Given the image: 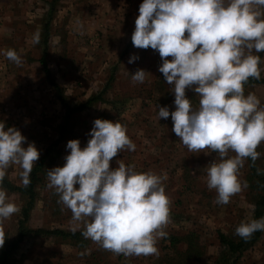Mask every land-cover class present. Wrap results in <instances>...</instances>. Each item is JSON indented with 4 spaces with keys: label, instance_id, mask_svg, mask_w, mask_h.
Segmentation results:
<instances>
[{
    "label": "rangeland",
    "instance_id": "374dc122",
    "mask_svg": "<svg viewBox=\"0 0 264 264\" xmlns=\"http://www.w3.org/2000/svg\"><path fill=\"white\" fill-rule=\"evenodd\" d=\"M49 1L0 0V50L13 49L23 60L21 65H16L0 54V120L5 122L6 129L15 126L20 130L26 137L25 147L27 143H34L40 152L39 158L60 140L53 148L54 163L36 186L37 199L28 227L85 231L84 223L74 221L71 210L60 202L54 189L47 187V170L63 166L64 157L70 152L66 149L69 140L78 139L82 148L86 145L97 118L125 125L126 134L136 145L135 151L130 153L132 158H126L128 150L118 152L110 161V168L123 162L134 165L138 172L166 174L163 185L170 200V222L164 229L167 237L157 242L158 256L118 255L85 237L86 243L81 247L61 237H27L13 253L9 264H214L222 250L219 234L236 239L239 237L236 227L253 219L255 192L247 187L231 197L228 204H216V191L207 187V167L216 153L188 151L172 131L171 116L158 121V105L168 107L167 102L173 99L169 95L172 86L158 71L162 63L158 52L151 48L139 49L128 42L137 16H126L125 7L136 12L142 0H58L47 53V67L55 87L48 83L38 62L41 52L32 43L33 33L40 29L39 24L43 25L50 11ZM119 2L123 7L120 12L116 5ZM135 2L138 3L133 7ZM133 55L138 59L129 63ZM260 67L261 78H264V53ZM137 69L149 73L144 83L132 80L131 74ZM111 76L113 80L105 90ZM244 91L245 95L254 93L264 106V84ZM100 94L101 102H94L68 120L57 98L61 95L70 107L76 108ZM186 96L193 107L199 106V96L194 91L186 90ZM63 127L66 130L61 133ZM257 151L261 153L257 170L264 176V143ZM19 171L18 166L11 165L6 174L16 186H22ZM248 173V165L244 163L240 169L241 181ZM6 193L21 209L20 196ZM19 216L20 211L0 225L5 237L11 240L17 234ZM189 233L196 238H185ZM170 237L182 238L172 245ZM237 264H264V231Z\"/></svg>",
    "mask_w": 264,
    "mask_h": 264
},
{
    "label": "clouds",
    "instance_id": "9594fccd",
    "mask_svg": "<svg viewBox=\"0 0 264 264\" xmlns=\"http://www.w3.org/2000/svg\"><path fill=\"white\" fill-rule=\"evenodd\" d=\"M138 12L132 44L158 52V71L174 93L175 110L170 113L167 106L158 105V121L171 116L172 131L188 151L216 153L207 167V187L216 191V204L226 205L248 187L240 169L248 158L255 163L261 155L257 148L264 143V106L254 93L244 91L250 78H261L264 0H142ZM40 38L37 30L32 43L39 44ZM0 54L16 65L23 63L13 49ZM136 59L130 56L128 62ZM147 74L137 69L131 78L144 83ZM186 90L199 96L198 107ZM126 133L118 121L95 119L86 145L69 140L63 166L47 170V187L71 210L74 221L84 223L85 238L118 255L158 256L157 242L167 237L164 229L170 222L163 185L167 176L138 172L123 162L110 168L118 152L135 151ZM25 142L19 129H6L0 120V185L11 165L19 167L23 187L31 184L40 152L34 143L25 147ZM20 210L0 186V225ZM257 231H264V217L241 222L235 229L246 241ZM4 242L0 229V248Z\"/></svg>",
    "mask_w": 264,
    "mask_h": 264
},
{
    "label": "trees",
    "instance_id": "16d2710c",
    "mask_svg": "<svg viewBox=\"0 0 264 264\" xmlns=\"http://www.w3.org/2000/svg\"><path fill=\"white\" fill-rule=\"evenodd\" d=\"M58 0H51L50 2V11L47 15V19L43 26V34H41L40 45L42 47L41 56L38 59V62L42 65V69L45 73V76L48 80V83L55 87V84L51 78L49 73V69L47 67V53H48V36L50 35L51 30V21L53 16L55 15V4ZM130 42H132L130 40ZM129 45V44H128ZM264 52L259 53L262 60V55ZM113 76V75H112ZM112 76L108 79L105 90L109 88L110 82L113 80ZM161 81V80H160ZM160 82L157 83L159 85ZM264 84V78H260L259 80H255L250 78L249 81L244 85V89L253 85ZM56 90L60 92V89L56 86ZM101 95V94H100ZM92 96L88 101L84 104H81L79 107H70L61 95L57 96L60 100L64 110H65V119L68 120L71 115L76 112H81L83 109L90 107L94 102L102 101V95ZM160 104V103H159ZM162 106V103L160 104ZM66 130L65 127L61 128L60 132H64ZM60 140L58 139L53 143L52 146L48 147L44 154L39 158L37 163L33 166L32 172L30 174L31 184L25 188L22 186H16L11 183L5 176L2 186L6 192L15 193L20 196L22 199V206L20 210V216L17 222V234L15 238L12 240L5 237V242L2 248H0V264H9V260L11 259L13 253L18 250L20 244L27 237H38V238H50V237H61L63 239H69L70 241H75L74 243L81 247L86 243L84 235L82 234L84 231H74V232H65L64 230L54 229V230H45V229H31L28 227L29 217L31 211L34 208L36 199H37V191L36 186L41 182L43 176L46 174V169L54 163L53 148L59 144ZM245 163L248 165L249 173L244 175L243 181H247L248 188L255 192L254 196V216L253 219H259L264 217V176L260 175L257 170V160L255 163L251 161L250 158L245 160ZM263 231L255 232L250 239L247 241L238 237L236 239L230 238L226 235L219 234L218 239L219 243L222 247L218 258H216L214 264H237L238 260L242 256V254L252 246H254L259 239L261 238ZM196 238V235L193 233H189L185 238ZM182 237H170V243L173 245L175 242L180 241ZM191 242V241H189Z\"/></svg>",
    "mask_w": 264,
    "mask_h": 264
},
{
    "label": "crops",
    "instance_id": "0c3cea01",
    "mask_svg": "<svg viewBox=\"0 0 264 264\" xmlns=\"http://www.w3.org/2000/svg\"><path fill=\"white\" fill-rule=\"evenodd\" d=\"M47 1V0H46ZM101 2H103V1H107V0H100ZM112 1H119V0H109V2H112ZM123 1V0H122ZM50 2V1H49ZM138 2H135V4L133 5V7H135V5L137 4ZM111 4V3H110ZM121 2H119V3H116V5H117V10L119 11V10H121L123 7L121 6ZM113 7V6H112ZM126 8V16H138V14H139V12L138 11H133V12H131L132 10H131V8L129 9L128 7H125ZM138 8V7H137ZM134 9V8H133ZM113 12H115V9L113 10ZM120 12V11H119ZM4 13H5V11H4ZM48 13L49 12H47V14H46V19H47V15H48ZM55 16V15H54ZM54 16H53V18H54ZM53 20V19H52ZM46 21V20H45ZM45 21H43V25L42 24H39L40 25V29H39V31L41 32V31H43L44 29H43V26H44V24H45ZM130 24L132 25L133 24V22L131 21L130 22ZM52 25V21H51V24H50V26ZM48 38H49V36H48ZM128 42H130V41H128ZM48 44H49V42H48ZM36 46H38L37 48L39 49V51L40 52H42V47H41V45H40V43L39 44H36ZM39 52V53H40ZM167 88H168V86H167ZM169 95L173 98V99H170L167 103H168V109H169V112L171 113V111H173L172 109H175L172 105H174V103H173V101H174V93L172 92V91H170L169 92ZM170 106L172 107V108H170ZM161 121H162V119H160ZM166 121H164L163 122V124L165 123ZM130 153H132L131 151L129 152V154L126 156V158H128V160L130 159V158H132V155L130 154ZM118 159H120V156L118 157ZM130 162V161H129Z\"/></svg>",
    "mask_w": 264,
    "mask_h": 264
}]
</instances>
